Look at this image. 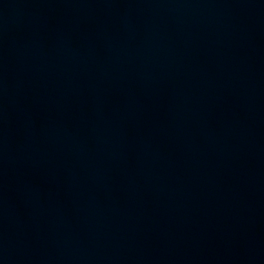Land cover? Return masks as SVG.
Segmentation results:
<instances>
[{"label":"water","instance_id":"water-1","mask_svg":"<svg viewBox=\"0 0 264 264\" xmlns=\"http://www.w3.org/2000/svg\"><path fill=\"white\" fill-rule=\"evenodd\" d=\"M263 195L264 0H0V264Z\"/></svg>","mask_w":264,"mask_h":264}]
</instances>
